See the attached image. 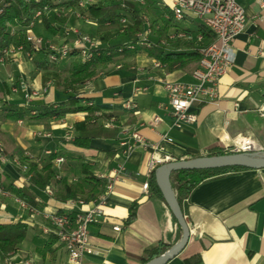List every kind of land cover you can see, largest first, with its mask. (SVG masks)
<instances>
[{"label":"crops","instance_id":"1","mask_svg":"<svg viewBox=\"0 0 264 264\" xmlns=\"http://www.w3.org/2000/svg\"><path fill=\"white\" fill-rule=\"evenodd\" d=\"M171 1L165 0L168 8ZM238 1L246 21L244 29L232 40L233 63L219 81L218 100L194 106L195 123L180 128L173 126L161 81H192L191 71L196 63L172 70L165 66L156 68L153 66L155 59L147 50L116 59L121 61V67L109 63L103 67V72H96L91 86L82 92L92 97L91 102L97 109L94 116L114 117L118 126L108 128L114 130V134L92 139L89 148L76 147L71 141L62 139L67 132L74 136V124L86 117L85 112L68 113L49 120L29 117L15 120L0 114V144L9 159L21 158L24 151L37 161L48 155L44 154L46 150L72 154L70 158L63 155L65 161L60 177L65 183H74L81 177L82 162L88 163L95 175L102 173L107 177L114 176L113 170L119 165L124 168L113 181L103 215L89 226V250L78 263L68 260L67 251L57 240L52 245H45L47 234L40 230L44 219L39 213L23 208L11 192L7 196L0 194V223L22 220L30 226L17 250L7 257L0 256V264H141L147 250L159 243L169 248L179 241L180 227L163 197L151 192L149 187L147 190L142 188L144 182H149L148 161L152 150L136 146L125 155L118 147V139L130 129L137 130L148 141L163 145L164 152L173 159L206 156L213 148L229 151L243 137L253 139L257 148L264 151V117L259 114V109L264 106V8L256 0ZM152 7L157 12V25L152 33L155 37L151 39L164 36L166 41L161 39L160 43L166 44L167 48H170L168 40L177 41L167 38L177 28L191 34L200 32V23L196 19L168 23L163 19L168 10L156 3ZM51 15V11L47 13V16ZM85 23L74 16H69L66 21L67 25L78 26L83 31L94 30L97 26ZM61 62L60 66H54L60 75L68 73L71 59ZM9 69L15 76L20 75V80L32 78L35 87L46 88L45 94L33 98L29 107L67 96L64 89L53 82L55 76L54 80L45 79L43 73L49 69L38 68L32 61H24L19 56L8 69L0 67V96L6 92L3 80ZM135 79L139 80L136 85L145 86L147 90L135 96L137 108L130 111L124 108L123 102L131 97ZM18 96L5 107L27 110L29 107L25 106L22 95ZM155 115L160 118L156 124L152 122ZM105 121L99 120L103 126ZM37 131L49 133V136L34 137L33 133ZM163 134L171 142H163L160 137ZM13 165L0 156V176L7 174L17 187L29 186L28 175ZM49 186L53 189L51 194L46 190H34L39 206V209L34 207L36 210L55 211L63 202L54 197L55 182ZM133 202L137 203L135 218L126 222ZM181 209L190 237L184 248L166 264H264V168L229 171L207 178L182 200Z\"/></svg>","mask_w":264,"mask_h":264},{"label":"built area","instance_id":"2","mask_svg":"<svg viewBox=\"0 0 264 264\" xmlns=\"http://www.w3.org/2000/svg\"><path fill=\"white\" fill-rule=\"evenodd\" d=\"M161 0H157V5H160ZM165 1V0H164ZM260 7L264 8V0H256ZM95 0H79L77 6L84 7L89 3H93ZM122 8L128 9L129 4L133 5H145L146 0H118ZM7 3H4L6 5ZM163 7L168 4L163 2ZM48 6L44 5L43 9L35 12V18H39L41 15L50 12ZM1 12V9H0ZM140 12V11H139ZM143 21L144 30L137 33L134 40L127 44L129 49H134L135 46H139L142 50L150 47L147 33L152 28L153 22H149L148 18L139 13ZM78 17L84 18L85 14L81 12L77 13ZM186 18L196 19L199 21V25L206 32L211 34L209 40L201 32H195L191 34L184 29H175L172 33L168 34L167 38L171 40H191L194 42L193 50H196L200 58L197 61L195 67L191 71L192 81H168L162 80V86L167 94L168 106L173 118V126L180 128L186 124L195 123L197 120V114L194 111V106L200 103L216 102L218 100V84L221 77L227 72L230 65L233 63V49L232 40L239 34L245 26V12L238 0H172L169 5V13L163 14V19L172 24L180 23ZM123 28L129 23V18L121 16L117 20ZM33 23V22H31ZM64 35L73 34L75 39L73 44L69 46H62L56 48L54 46L48 48L47 59L49 63L58 64L64 57H68L72 50H75L77 55L81 57V61L91 57V48L98 46L95 44L88 34L80 33L75 28L68 27L64 29ZM26 40L30 42L34 47L31 50L25 52V56L32 60L35 50L42 45V39L37 38L28 32ZM48 47V46H47ZM15 49L16 53H13L14 57H17L19 52L23 53L24 47L22 44L15 43L12 51ZM11 49L5 48L0 53V61L5 59V56L11 52ZM20 53V54H21ZM153 66L156 68H163L164 65L158 60L153 61ZM120 67V66H117ZM138 79H135V84L132 88L131 97L127 98L123 102V106L126 110H134L137 108V102L135 96L138 93H142L147 90L145 86L136 85ZM18 89L23 92V99L25 104H28L33 98L45 93L46 88L41 91L30 90L24 83L21 82L19 88H12L14 92H18ZM2 106H0V111ZM260 116L264 117V106L259 109ZM160 121L159 116L155 115L152 118L154 124ZM105 128H117V122L114 117H109L105 123ZM124 131H122V134ZM126 135V136H125ZM125 135L118 139V147L122 149L126 155L132 151L136 146L148 148L152 150L151 157L148 161V170L150 173L156 169V167L164 162L174 160L173 157L164 152V146L148 141L137 130L130 129ZM34 137H48L49 133L37 131L33 133ZM163 142H171V139L166 134L160 135ZM73 135L67 133L65 139L71 140ZM57 150H46V154L55 153ZM261 152L257 148L253 139L249 137H243L237 140L230 148L228 153H254ZM0 156L3 161H6L5 154L3 153V147L0 144ZM35 161V157L29 152H24L22 158L14 157L13 162L18 165L23 172L28 171V162ZM65 158L62 155H57L53 160V166L57 170L64 163ZM123 166L119 165L117 169L113 170L115 175L107 177L102 173H98L96 176L103 180V188L101 193L94 199L85 201L83 198L68 199L61 202L58 210L55 211H39L34 207L29 206L23 200L16 198L23 208H27L32 212L39 213L43 217V223L40 224V230L43 234H53L57 241L62 243L68 254V260L70 262H80L85 252L89 250V226L99 221L103 215V206L106 202L107 195L113 188V181L120 171H123ZM60 173H55L54 178L59 179ZM144 190L148 188V182H144L142 185ZM46 192L52 193L50 186L45 189ZM0 194L7 196L11 195L9 191H6L0 186Z\"/></svg>","mask_w":264,"mask_h":264},{"label":"trees","instance_id":"3","mask_svg":"<svg viewBox=\"0 0 264 264\" xmlns=\"http://www.w3.org/2000/svg\"><path fill=\"white\" fill-rule=\"evenodd\" d=\"M148 5L157 3V0H146ZM79 0H63L55 2V0H0V49L9 45L10 43H25L24 34L28 25L35 20V12L43 9L44 5L48 6L51 11L60 7L77 6ZM4 3H7L4 5ZM128 9L120 6L116 0H98L97 3L87 4L81 10L82 14H86L89 18L95 20L97 24V32L102 33L100 40L102 44L91 48V57L74 63L70 69V76L65 77L63 81V89L67 96L63 99L35 104L27 110H19L16 108L3 107L1 114L9 116L13 119L19 118H34L37 120H49L51 118H61L68 113L85 112L86 117L74 124L75 134L71 143L76 147L89 148L90 141L102 135L114 134V130L104 128L99 120H107L110 116L100 115L94 116L93 113L97 109L94 107L92 97L82 93H73L82 82L93 76L98 68H103L109 63H112L120 57H127L135 52L142 50L141 47L135 46L134 49H129L127 44L132 42V35L140 32L143 29V21L140 17L139 9L135 5L128 4ZM164 9L169 13V8ZM126 16L130 19L126 38L113 39L116 33H112L113 27L119 17ZM41 22L45 30L52 34L61 32L60 26L53 24V21H60L53 13L49 17L43 14ZM10 24L14 27L16 34L11 35V31L7 27ZM199 31L206 37H211L209 32L203 28ZM64 32V30L62 31ZM113 39V40H112ZM160 36L156 40L148 38L150 47L145 49L150 57L161 62L167 70L185 67L189 64L197 63L200 58L199 53L193 50L194 42L191 40L178 39L177 41L168 40L167 48L165 44L160 43ZM17 41V42H16ZM27 48V45H26ZM48 50L44 46L38 47L35 50L32 62L38 68H47ZM76 54L75 50L71 51L70 55ZM56 76V75H55ZM57 82L59 76H56ZM60 84V83H59ZM229 151L218 148L210 149L206 152V156L220 155L228 153ZM4 153V152H3ZM57 155H64L66 158L72 157V154L57 151L46 155L39 161L28 162V182L29 186L17 187L13 184L12 179L7 174L0 176V186L6 191L11 192L19 199L26 202L29 206L39 209L34 193L35 189L45 190L50 183L55 182L54 197L60 201L68 199L83 198L85 201L96 198L102 191L103 181L98 178L93 168L86 162L80 165L81 177L74 183L62 182V179L55 181V168L51 163ZM39 164H41L39 166ZM248 168L232 166L217 169H201V170H173L170 174L171 186L176 194V198L180 206L182 200L189 196L191 191L202 181L207 178L216 177L225 174L229 171H239ZM148 187L151 192L162 196L155 182L154 171L151 172ZM137 203L133 202L129 208V214L126 222H130L135 218ZM30 226L19 220L17 222L0 223V256L7 257L10 253L17 250L18 246L26 238ZM45 245H52L57 238L53 234H47L44 239ZM168 249V246L159 243L155 247L145 252V257L141 258V264L148 260L161 255Z\"/></svg>","mask_w":264,"mask_h":264},{"label":"rangeland","instance_id":"4","mask_svg":"<svg viewBox=\"0 0 264 264\" xmlns=\"http://www.w3.org/2000/svg\"><path fill=\"white\" fill-rule=\"evenodd\" d=\"M117 2H118V0H116ZM98 2V0H95V2H93V3H97ZM161 3H160V6H158V7H161V8H163V2H165L164 0H161L160 1ZM93 3H90V4H93ZM128 4H129V2H127ZM131 4V3H130ZM147 4L148 3H146L145 5H143V6H141V5H135V7L136 8H138L139 9V11L140 12H142V14H144V16L146 17V18H148V20H149V22H153L154 20V23H153V26H151L152 28H150V30L148 31V33H147V37L148 38H154L155 36L152 34V33H154L155 32V27H156V25H157V16H156V10L152 7V5L150 6L149 5V7L147 6ZM166 4V3H165ZM133 5V4H132ZM85 6H87V5H85ZM85 6L84 7H79V6H73V7H64V9L63 8H57L56 10H54V11H51L58 19H60V20H62V22H60V21H53V22H55L56 24H57V26H60V29L61 30H64V29H66V28H68V27H72V28H75L78 32H80V33H84V34H88L89 35V37L92 39V41L95 43V44H97V45H100V44H102V42H101V40H100V36L102 35V33H98L97 32V26L95 27V29L94 30H90V29H88V30H82V29H80L78 26H69V25H67L66 24V21H67V18L69 17V16H74L75 17V19L76 20H79V22H86L85 24H96V22H95V20H93V19H91V18H89L88 16H86L85 15V17L84 18H81V17H78L77 16V13L78 12H81V10L83 9V8H85ZM160 8V10L161 11H163L162 9ZM63 9V10H62ZM48 13H50V12H48ZM47 14V13H46ZM50 16V15H49ZM52 16V15H51ZM41 17H42V15L39 17V18H35V20L34 21H32L33 23H30L29 25H28V27L26 28V30H25V34H24V41H25V43L23 42V43H19V41H18V44H22L23 45V47H24V52L23 53H21V52H19V54L17 55V57L19 56L20 58H22V60H24V61H30L31 62V60H29L26 56H25V52L26 51H29V50H31V48H33L34 46L30 43V42H28L27 40H26V37H27V35H28V32L30 31L31 32V34L33 35V36H35V37H37V38H41L42 39V45H40V46H44V47H46L47 48V50H48V48L50 49L51 47H49V46H54V47H56V48H60V47H62V46H69V45H71V44H73V41H74V39H75V35H73V34H68V35H64V33L62 32V35L61 36H59V37H57L58 36V34H52V33H50V32H48L47 30H45V28L43 27V24H42V22H41ZM130 20V19H129ZM159 24V23H158ZM97 25V24H96ZM131 25V21H129V23L126 25V28H123L122 27V25L117 21L116 22V25L113 27V29L111 30L112 31V33L114 34V33H116L117 32V35H115L114 37L115 38H113V39H121V38H127L128 39V36L126 35V33H127V30H128V28H129V26ZM7 27L9 28V30L11 31V35L12 36H14L15 34H16V31L14 30V27L12 26V25H10V24H7ZM91 28V27H90ZM142 30H144V26H143V29ZM141 30V31H142ZM139 32V31H138ZM138 32H136V33H134L132 36V40H134V38H135V36L137 35V33ZM57 37V38H56ZM112 39V40H113ZM162 40H164V41H166V38L164 37V36H162V38H161ZM129 40V39H128ZM17 42V41H16ZM15 45V43H10L9 45H7V46H5V47H3V48H1L0 49V53H1V51H3V49H5V48H8V49H11L10 51L11 52H9L6 56H5V59L3 60V61H0V67L2 68V67H4V69L6 68V69H8V65H10L17 57H14V55H13V53H16L15 52V49L12 51V48H13V46ZM26 45H27V48H26ZM166 45V44H165ZM48 46V47H47ZM21 53V54H20ZM65 59H71V64H68L70 67H69V71H68V73H63V74H61L60 75V73L58 72V70L57 69H54V66H60L61 65V63L62 62H60V63H58V64H54V63H48V67H47V69H49L48 71L46 70V72H44L43 73V76L45 77V79H48L49 77H50V79L51 80H54V78H53V76H59V81L57 82V80L55 81H53L54 83H55V85L57 86V87H62L63 88V81H64V78L65 77H68V76H70V74H69V72H70V69H71V66H73V64L74 63H78V62H80L81 61V57H79L78 55H77V53L76 54H73V55H69L68 57H64V59L63 60H65ZM62 60V61H63ZM116 62H114L113 61V65H115V66H120L122 63H121V61L119 60H115ZM121 67V66H120ZM11 69H9L8 71L9 72H7V73H5V76H4V80H3V87L5 88V94L4 95H2V96H0V106H2V108H3V106L5 107V105L7 104V102L8 101H11V100H13L14 98H18L19 96L18 95H22V98H23V93L21 92L22 90H20V89H18V92H14L13 90H12V88H16V87H18L19 88V85L21 84V82L22 83H24L30 90H37V91H41L42 89H44V86L42 87V88H37V87H35V85H34V83H32V78H27L26 77V79L25 78H23V79H21L20 80V78H21V76L19 75V76H15L14 75V73H13V71H10ZM103 68H98L97 69V71L96 72H103ZM96 74V73H95ZM94 74V75H95ZM94 75L93 76H91V77H88V78H86L83 82H82V84L75 90L77 93H82V92H84V89L85 88H87V87H89V86H91V82H92V78L94 77ZM56 76H55V79H57L56 78ZM60 83V84H59ZM2 84V83H1ZM45 94V93H44ZM25 101V100H24ZM25 106H30V102L28 103V104H25ZM3 112V109H1V111H0V114ZM3 115V114H2ZM43 132V131H42ZM68 133V132H67ZM66 133V134H67ZM65 133L62 135V139H63V141L64 142H67V140L65 139V135H66ZM73 140V138L71 139V140H69V141H72ZM24 152H27V151H24ZM44 154H45V152H44ZM23 155V154H22ZM22 155H21V158H22ZM46 155V154H45ZM49 155V154H48ZM5 157H6V161L10 164V165H13L12 164V162H13V159L12 158H10L12 161H9L10 159L5 155ZM37 161V159H35V162ZM14 163V162H13ZM51 163H52V160H51ZM53 164V163H52ZM64 164V163H63ZM14 165L17 167V168H19L20 170H21V168L18 166V165H16L15 163H14ZM13 165V166H14ZM41 164H39V166H40ZM62 166L63 165H61L60 166V169L59 170H57L56 169V167H54L56 170H55V172L58 174V173H60L61 172V169H62ZM29 168V167H28ZM22 171V170H21ZM24 174L25 175H27V172H24ZM29 176V175H28ZM61 176V175H60ZM61 179V177H59V179H55V181L56 180H60ZM51 184V183H50ZM49 184V185H50ZM50 189H51V191L53 192V189L51 188V186H50ZM13 196V195H12ZM21 200V199H20Z\"/></svg>","mask_w":264,"mask_h":264},{"label":"water","instance_id":"5","mask_svg":"<svg viewBox=\"0 0 264 264\" xmlns=\"http://www.w3.org/2000/svg\"><path fill=\"white\" fill-rule=\"evenodd\" d=\"M244 167L248 169L264 168V151L254 153H225L220 155L197 156L192 158L174 159L164 162L154 170L156 185L170 209L181 230L179 241L169 247L161 255L148 260L143 264H166L175 257L186 245L190 237V229L184 218L181 206L171 186L170 174L173 170H201L223 167Z\"/></svg>","mask_w":264,"mask_h":264}]
</instances>
